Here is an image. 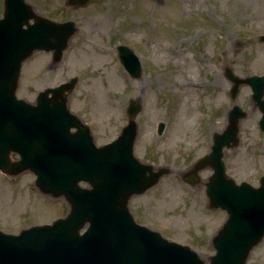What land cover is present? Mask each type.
Instances as JSON below:
<instances>
[{"label":"rangeland","instance_id":"374dc122","mask_svg":"<svg viewBox=\"0 0 264 264\" xmlns=\"http://www.w3.org/2000/svg\"><path fill=\"white\" fill-rule=\"evenodd\" d=\"M26 1L37 13L58 21L73 20L78 28L59 62L43 50L24 61L18 97L34 101L45 87L78 77L69 106L90 125L99 145L121 132L127 124L129 101L135 99L143 106L136 116V155L156 166L168 164L175 173L206 152V128L218 124L208 116V89L215 92L216 88L210 82L216 72L212 52L241 38L238 46L247 47L238 54L242 61L249 65L252 51L264 69V42L258 40L264 32V0H89L82 6H70L66 0ZM3 11L4 0H0V17ZM122 44L131 47L142 64L138 77L131 76L119 59L117 47ZM186 77L188 84L182 85ZM161 121L165 128L159 133ZM174 172L133 197L131 210L138 222L190 243L207 259L214 253L208 237L223 223L226 212L207 210L203 189H197L200 185L190 189ZM201 174L205 177V172ZM35 177L31 171L18 176L0 171L4 231L17 233L66 212L63 199L35 189ZM250 256L264 264V239Z\"/></svg>","mask_w":264,"mask_h":264},{"label":"water","instance_id":"95a60500","mask_svg":"<svg viewBox=\"0 0 264 264\" xmlns=\"http://www.w3.org/2000/svg\"><path fill=\"white\" fill-rule=\"evenodd\" d=\"M87 1L68 0L76 5ZM77 28L72 20L59 22L38 14L26 0H4L0 170L9 175L33 171L38 188L64 196L69 211L51 224L25 227L19 234L0 230V264H247L251 250L264 238V177L259 187L242 184L235 192H210L212 204L226 209L228 218L214 239L216 254L206 261L190 246L138 223L130 210L133 195L144 193L171 171L143 162L134 153L140 102L131 100L121 134L98 146L90 126L68 106L77 77L40 91L36 103L17 97L24 60L44 49L59 62ZM118 51L130 74L139 76L141 64L133 50L120 45ZM163 128L161 122L159 131ZM13 153L20 157L13 159ZM206 160L200 158L194 170L203 169ZM221 168L224 172V165ZM191 176L199 179L193 171ZM81 181L89 185L82 187Z\"/></svg>","mask_w":264,"mask_h":264},{"label":"flooded vegetation","instance_id":"af4514ba","mask_svg":"<svg viewBox=\"0 0 264 264\" xmlns=\"http://www.w3.org/2000/svg\"><path fill=\"white\" fill-rule=\"evenodd\" d=\"M238 42L235 39L234 45L212 52L216 72L210 82L216 88L215 92L212 87L208 89L211 94L208 116L215 118L218 124L206 128L208 161L204 170L205 185L199 187L205 196L206 186H222L220 169L223 164L227 176L237 184L246 181L258 185L264 176V79L257 78L254 83L245 80L252 75L264 76V69L255 62L257 56L252 51L248 56L250 64L245 65V60L242 61L243 57L238 54L247 47L238 46ZM255 63L259 68L256 66L254 69ZM236 124L238 138L234 134ZM220 141L221 146L218 144ZM215 144L219 146L214 148Z\"/></svg>","mask_w":264,"mask_h":264},{"label":"bare ground","instance_id":"6f19581e","mask_svg":"<svg viewBox=\"0 0 264 264\" xmlns=\"http://www.w3.org/2000/svg\"><path fill=\"white\" fill-rule=\"evenodd\" d=\"M114 81H115V82H118V79L115 77V78H114ZM181 84H182V85L187 84V77H186V78H183Z\"/></svg>","mask_w":264,"mask_h":264}]
</instances>
